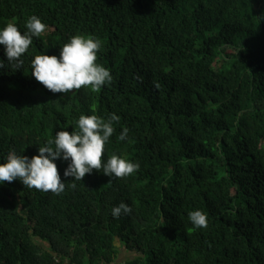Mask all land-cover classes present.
<instances>
[{
  "label": "trees",
  "instance_id": "1",
  "mask_svg": "<svg viewBox=\"0 0 264 264\" xmlns=\"http://www.w3.org/2000/svg\"><path fill=\"white\" fill-rule=\"evenodd\" d=\"M32 15L46 33L21 70H0V162L36 155L82 114L115 113L102 159L139 170L72 187L58 160L59 195L4 182L0 264H264V0H0V28L23 33ZM73 35L101 41L112 81L98 93L54 94L30 74ZM122 201L132 212L114 219ZM194 210L207 227L193 228ZM124 250L132 259L117 262Z\"/></svg>",
  "mask_w": 264,
  "mask_h": 264
},
{
  "label": "clouds",
  "instance_id": "2",
  "mask_svg": "<svg viewBox=\"0 0 264 264\" xmlns=\"http://www.w3.org/2000/svg\"><path fill=\"white\" fill-rule=\"evenodd\" d=\"M25 31L21 33L14 23H7L0 28V46L5 59H0V70L15 68L21 70L24 64V54L33 44V38L46 33L48 25L42 23L36 15L30 16L24 24ZM98 38L73 35L68 42L60 47L59 55H35L30 60V74L46 90L52 93H69L90 87L93 92H100L102 87L112 81L110 70L97 62V53L101 48ZM75 93L73 92L72 95ZM120 117L115 113L107 118L97 115H80L76 128L71 133L60 130L53 138L39 146L37 154L28 157L10 150L4 162H0V186L4 182L20 181L24 187L59 195L65 190L56 161H63L66 167L63 177L82 181L86 174L93 170L113 179L128 177L139 170V164L129 161L116 154L106 160L102 159L105 145L115 132L114 125ZM129 129L124 127L118 136L119 141L128 139ZM109 182V183H110ZM23 201L17 205L21 210ZM132 208L125 202H120L111 209V216L118 219L121 215H129ZM187 219L194 229L207 227V216L201 210L190 211ZM67 264V262H66Z\"/></svg>",
  "mask_w": 264,
  "mask_h": 264
},
{
  "label": "rangeland",
  "instance_id": "3",
  "mask_svg": "<svg viewBox=\"0 0 264 264\" xmlns=\"http://www.w3.org/2000/svg\"><path fill=\"white\" fill-rule=\"evenodd\" d=\"M124 252H125V250H124ZM127 254H125V253H120L119 254V256L117 257V262H124V261H127V260H129V259H132V254H130V253H128V252H126Z\"/></svg>",
  "mask_w": 264,
  "mask_h": 264
},
{
  "label": "crops",
  "instance_id": "4",
  "mask_svg": "<svg viewBox=\"0 0 264 264\" xmlns=\"http://www.w3.org/2000/svg\"><path fill=\"white\" fill-rule=\"evenodd\" d=\"M126 252H127V251H125V252H124V251H122V253H125V254H127Z\"/></svg>",
  "mask_w": 264,
  "mask_h": 264
}]
</instances>
